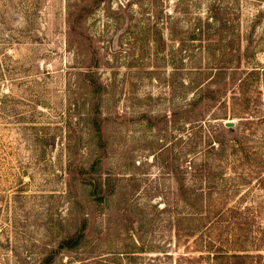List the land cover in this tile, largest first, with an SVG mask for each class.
Returning a JSON list of instances; mask_svg holds the SVG:
<instances>
[{"label":"rangeland","instance_id":"rangeland-1","mask_svg":"<svg viewBox=\"0 0 264 264\" xmlns=\"http://www.w3.org/2000/svg\"><path fill=\"white\" fill-rule=\"evenodd\" d=\"M0 264H264V0H0Z\"/></svg>","mask_w":264,"mask_h":264},{"label":"trees","instance_id":"trees-1","mask_svg":"<svg viewBox=\"0 0 264 264\" xmlns=\"http://www.w3.org/2000/svg\"><path fill=\"white\" fill-rule=\"evenodd\" d=\"M82 237L83 236L81 234H77L73 237H70L69 239L61 243V247L72 248L73 246H76L79 243Z\"/></svg>","mask_w":264,"mask_h":264},{"label":"water","instance_id":"water-1","mask_svg":"<svg viewBox=\"0 0 264 264\" xmlns=\"http://www.w3.org/2000/svg\"><path fill=\"white\" fill-rule=\"evenodd\" d=\"M234 126V124L233 123H224V127L225 128H232Z\"/></svg>","mask_w":264,"mask_h":264}]
</instances>
